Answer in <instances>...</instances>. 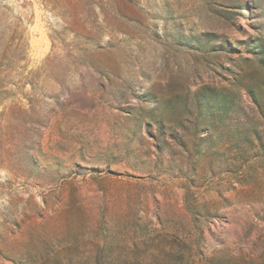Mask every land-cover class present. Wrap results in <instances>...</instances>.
<instances>
[{
	"label": "rangeland",
	"instance_id": "obj_1",
	"mask_svg": "<svg viewBox=\"0 0 264 264\" xmlns=\"http://www.w3.org/2000/svg\"><path fill=\"white\" fill-rule=\"evenodd\" d=\"M54 6L0 0V264H261L264 0Z\"/></svg>",
	"mask_w": 264,
	"mask_h": 264
},
{
	"label": "trees",
	"instance_id": "obj_2",
	"mask_svg": "<svg viewBox=\"0 0 264 264\" xmlns=\"http://www.w3.org/2000/svg\"><path fill=\"white\" fill-rule=\"evenodd\" d=\"M44 2L47 1V0H43ZM88 0H54L55 2V6L53 7L54 9H57L55 7H57L58 4H62L63 7H67V6H75V9H77V7L81 4V3H85L87 2ZM264 263V260H262L261 264ZM208 264H214L213 262H210ZM221 264V263H219ZM226 264H258L256 263V261H253L251 258H248V259H244V258H241V259H236L234 261H228Z\"/></svg>",
	"mask_w": 264,
	"mask_h": 264
}]
</instances>
